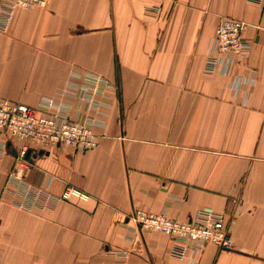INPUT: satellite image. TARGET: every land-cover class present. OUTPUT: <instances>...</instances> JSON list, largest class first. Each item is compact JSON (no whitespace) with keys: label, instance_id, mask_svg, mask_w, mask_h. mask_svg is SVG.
Returning a JSON list of instances; mask_svg holds the SVG:
<instances>
[{"label":"crops","instance_id":"obj_1","mask_svg":"<svg viewBox=\"0 0 264 264\" xmlns=\"http://www.w3.org/2000/svg\"><path fill=\"white\" fill-rule=\"evenodd\" d=\"M263 13L264 0H49L0 15V96L97 136L32 152L23 179L51 200L21 207V142L0 134V264H189L135 209L224 213L233 248L207 244L197 264H264ZM223 15L253 44L233 72L256 80L238 96L206 71ZM70 187L87 197L63 198Z\"/></svg>","mask_w":264,"mask_h":264},{"label":"built area","instance_id":"obj_2","mask_svg":"<svg viewBox=\"0 0 264 264\" xmlns=\"http://www.w3.org/2000/svg\"><path fill=\"white\" fill-rule=\"evenodd\" d=\"M49 0H0V15L7 21L17 8L46 7ZM149 10L159 12V7ZM264 18V13H263ZM5 27L6 24L4 25ZM247 23L238 18L223 15L219 18L216 32L211 40L206 60L208 73L220 72L229 76V87L234 96L255 82L254 75L233 72L237 62L243 61L252 50V41L245 36ZM249 92L245 93V101ZM11 133L21 144L16 153V165L10 179L23 187L31 195V202L19 206H44L51 200L49 193L31 188L23 179L20 168L33 152L48 150L61 144L71 145L83 151L96 146L97 136L87 121L60 119L54 115L39 113L35 108L0 96V134ZM5 151L6 143H2ZM72 195L86 198L87 195L73 187L68 188L63 198ZM131 219L141 230L158 231L174 238L172 251L185 256L189 264H197L199 254L210 243L222 249H232L233 240L224 213L199 209L187 220L173 219L165 214H155L143 209H135Z\"/></svg>","mask_w":264,"mask_h":264}]
</instances>
